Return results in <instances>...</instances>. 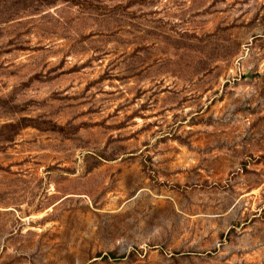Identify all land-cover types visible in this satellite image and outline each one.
Instances as JSON below:
<instances>
[{
    "label": "rangeland",
    "instance_id": "374dc122",
    "mask_svg": "<svg viewBox=\"0 0 264 264\" xmlns=\"http://www.w3.org/2000/svg\"><path fill=\"white\" fill-rule=\"evenodd\" d=\"M0 264H264V0H0Z\"/></svg>",
    "mask_w": 264,
    "mask_h": 264
},
{
    "label": "trees",
    "instance_id": "16d2710c",
    "mask_svg": "<svg viewBox=\"0 0 264 264\" xmlns=\"http://www.w3.org/2000/svg\"><path fill=\"white\" fill-rule=\"evenodd\" d=\"M113 255V253H110V256H112Z\"/></svg>",
    "mask_w": 264,
    "mask_h": 264
}]
</instances>
